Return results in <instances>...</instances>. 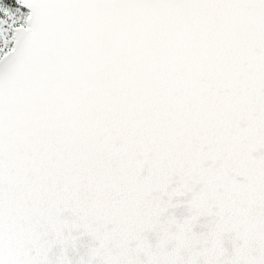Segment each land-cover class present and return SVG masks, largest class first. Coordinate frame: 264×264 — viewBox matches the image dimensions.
<instances>
[{
    "label": "snow or ice",
    "instance_id": "6c2138e0",
    "mask_svg": "<svg viewBox=\"0 0 264 264\" xmlns=\"http://www.w3.org/2000/svg\"><path fill=\"white\" fill-rule=\"evenodd\" d=\"M0 264H264V0H0Z\"/></svg>",
    "mask_w": 264,
    "mask_h": 264
}]
</instances>
